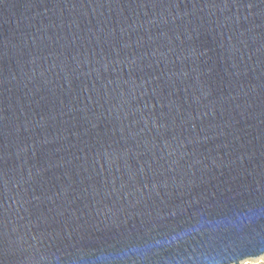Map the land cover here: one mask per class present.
<instances>
[{"label":"water","instance_id":"95a60500","mask_svg":"<svg viewBox=\"0 0 264 264\" xmlns=\"http://www.w3.org/2000/svg\"><path fill=\"white\" fill-rule=\"evenodd\" d=\"M261 253L264 0H0V264Z\"/></svg>","mask_w":264,"mask_h":264},{"label":"clouds","instance_id":"9594fccd","mask_svg":"<svg viewBox=\"0 0 264 264\" xmlns=\"http://www.w3.org/2000/svg\"><path fill=\"white\" fill-rule=\"evenodd\" d=\"M132 253L137 258V260L140 261L146 253V248L137 246L132 249ZM208 264H219V262L216 259H213L212 261L208 262ZM261 264H264V261H261Z\"/></svg>","mask_w":264,"mask_h":264},{"label":"rangeland","instance_id":"374dc122","mask_svg":"<svg viewBox=\"0 0 264 264\" xmlns=\"http://www.w3.org/2000/svg\"><path fill=\"white\" fill-rule=\"evenodd\" d=\"M261 261H264V253H261L255 257H246L240 260L237 264H261ZM234 264V263H229Z\"/></svg>","mask_w":264,"mask_h":264}]
</instances>
